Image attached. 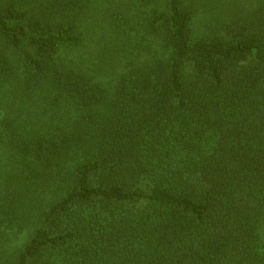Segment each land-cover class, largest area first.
Here are the masks:
<instances>
[{"label":"trees","instance_id":"16d2710c","mask_svg":"<svg viewBox=\"0 0 264 264\" xmlns=\"http://www.w3.org/2000/svg\"><path fill=\"white\" fill-rule=\"evenodd\" d=\"M0 264H264V0H0Z\"/></svg>","mask_w":264,"mask_h":264}]
</instances>
